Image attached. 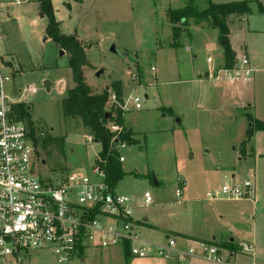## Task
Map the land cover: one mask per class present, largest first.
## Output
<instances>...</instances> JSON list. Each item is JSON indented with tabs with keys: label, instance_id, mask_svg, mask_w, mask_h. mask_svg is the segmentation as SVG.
Segmentation results:
<instances>
[{
	"label": "rangeland",
	"instance_id": "rangeland-1",
	"mask_svg": "<svg viewBox=\"0 0 264 264\" xmlns=\"http://www.w3.org/2000/svg\"><path fill=\"white\" fill-rule=\"evenodd\" d=\"M51 1L61 34L73 37L84 48L87 85L96 95L109 89L107 112L115 113L119 107L112 99L116 95L113 83L119 82L122 87V110L131 97L141 100V110H136L131 101V109L123 110L124 126L135 136L133 144L126 143L119 149L126 176L117 190L141 199L150 192L154 204L142 208L141 214L153 217L163 227L198 230L203 227L202 217L209 229L223 224L219 248L223 258L238 264H253V260L264 264V205L260 197L243 202L223 198L208 202L207 196L221 191L224 177L232 184L241 183L250 170H256L264 180V164L251 151V140L245 136L250 125L246 114L255 116V112L248 106L241 108L243 103L237 99L231 108L229 99L220 93L221 86L203 74L209 60L221 62L225 54L219 31L195 19H189L186 26H174L169 19L171 11L189 6L205 11L210 1H250L251 13L246 18H230L229 28L236 34L232 42L240 56L245 45L253 52H262L264 34H250L247 29L250 26L264 31V14L259 12L262 0ZM39 8L38 0H0V76L10 78L4 91L12 100L22 99L20 105L30 115L24 121L34 124L37 137H66L64 158L52 147L43 150L41 142L37 148L45 178L57 179L74 171H91L101 146L89 140L90 132L79 118L64 117L62 100L75 88L71 57L48 35L49 21ZM112 46L125 57L111 53ZM100 70L104 72L98 77ZM199 76L207 81L201 84ZM242 84L244 100L257 103L259 108L264 101V76L257 91L251 81ZM109 128L112 133L118 131V137L124 133L121 128L115 131L112 124ZM214 167L226 175L215 174ZM182 180L186 187L181 188L183 196L179 200L176 193ZM178 200L182 204H177ZM194 200L201 202L192 204ZM146 233L162 243L173 236L167 232ZM250 239L255 250L243 254L241 245ZM231 246L238 251L234 256L229 253ZM32 257L38 259L37 264H58L48 250L33 252ZM70 264H80V258L74 257Z\"/></svg>",
	"mask_w": 264,
	"mask_h": 264
},
{
	"label": "built area",
	"instance_id": "built-area-1",
	"mask_svg": "<svg viewBox=\"0 0 264 264\" xmlns=\"http://www.w3.org/2000/svg\"><path fill=\"white\" fill-rule=\"evenodd\" d=\"M252 76L250 59L243 56L236 59L232 69L218 71L214 79L234 83L250 80ZM9 81V77L0 76V264H31L32 253L44 250L50 251L58 264H70L86 249L105 250L125 244L130 246L133 258L155 254L169 258L178 253L173 239L158 246L142 238L140 221L135 219L134 212L137 206L148 208L154 204L150 192L144 193L140 201L116 193L109 188L97 164L91 171L45 178L30 126L14 110L22 99L12 100L4 91ZM112 99L122 109L115 94ZM129 101L136 110L142 109L138 97H131ZM129 101L123 110L131 109ZM112 128L119 130L116 126ZM125 147V143H120L116 149ZM124 161L121 157L120 162ZM253 191V184L248 180L225 184L219 193H209L208 197L210 201L219 198L244 201L252 198ZM180 196L181 190H178L177 197ZM198 245L199 251L190 249L181 254L214 264H238L223 258L221 250L211 243ZM254 250L252 243L241 245L243 254Z\"/></svg>",
	"mask_w": 264,
	"mask_h": 264
},
{
	"label": "trees",
	"instance_id": "trees-1",
	"mask_svg": "<svg viewBox=\"0 0 264 264\" xmlns=\"http://www.w3.org/2000/svg\"><path fill=\"white\" fill-rule=\"evenodd\" d=\"M38 3L40 6V14L47 17L49 21L47 27L48 35L57 46L68 52L71 57L70 68L73 71L75 88L70 90L68 96L62 100L64 117L67 119L79 118L82 127L90 132L92 140L98 142L101 146L96 164L104 172L109 188L114 191L126 176V173L122 169V163L120 162L121 155L116 147H118L120 142L123 144H133L135 134L125 128L124 112L121 108L118 107L115 113L107 112L109 89L100 95H96L87 85L83 73V68L88 66L84 48L73 37L61 34L60 23L56 20L52 1L38 0ZM259 12L264 14V7L260 2ZM250 13V1L232 2L228 4H214L210 1L208 9L205 11L199 12L189 6L183 10L171 11L169 13V19L174 26L176 24L186 26L189 19H195L198 24H210L213 29L218 30L220 43H225L222 46L225 50V69H232L236 63V55L228 40L230 36L229 21L231 17L241 20V18H246ZM112 88L116 93L117 102L121 104L123 101V91L120 83H113ZM14 110L21 120H24V117H30L29 110L25 109L23 105L14 106ZM248 121L250 127L247 135L248 139L251 140L254 132L264 131V122L253 120L250 116H248ZM110 124L114 127L121 128L124 133L118 137L110 130ZM28 125L31 128L32 137L37 144L41 142L43 150L52 147L60 157H65L66 137H37L34 124L29 121ZM229 249L232 255L238 252L232 246Z\"/></svg>",
	"mask_w": 264,
	"mask_h": 264
},
{
	"label": "crops",
	"instance_id": "crops-1",
	"mask_svg": "<svg viewBox=\"0 0 264 264\" xmlns=\"http://www.w3.org/2000/svg\"><path fill=\"white\" fill-rule=\"evenodd\" d=\"M262 2L264 3V0H262ZM262 2L260 1L261 4H262ZM262 6H263V4H262ZM39 11H40V8H39ZM57 13L58 12L56 11V14ZM248 22H249V20H248ZM247 29L249 30L250 34H254V33L264 34V31L252 30V29H250V26H248ZM235 35L232 34V30L230 29L229 38L231 40L232 50L234 51V53L236 55V59H239L243 56H248V58L250 59V62H251V67L253 69L252 78L250 80H247V81H244L241 79V80H238L234 83H230L229 81H226V80L218 81V80L214 79V77L216 76L218 71L225 69V65H226L225 54L222 57L221 62H217L215 59L209 60L208 61L209 67H207V70L206 69L203 70V74L205 75V78L207 77L208 81H211L214 84L218 83L221 86L220 87V90H221L220 93L224 96V98L229 99V104H230L231 108L234 107L233 106L234 104H232V103L237 99L239 101H242V103H243L241 105V108L246 109L248 106V108L250 110H254L255 116H253L251 114H246V119H247L248 123H249L248 116L252 117L253 120L264 122V101H260L261 103L259 105V108H257V103L255 105L254 104L252 105L249 103V100H244L246 93L244 90L245 85L242 84V82L247 83V82L251 81L255 84L254 90L257 91L258 89H260L259 84H260V81L262 80V78L264 76V51L253 52L252 50H250V48L248 46L245 45V50L242 51V56H240L236 44L232 42V38ZM210 69L213 70L212 73L209 71ZM214 71L216 72V74ZM205 78L203 79L201 76H199L198 82H200L201 84L205 83L207 81ZM254 103H255V101H254ZM249 127H250V125H249ZM248 129L245 130V136H247ZM89 138H91V137H89ZM250 147L252 149L251 151L253 153H255L256 157L261 160L260 162L264 164V131L254 132V134L251 138ZM100 151H101V149H100ZM252 152H250V153H252ZM96 157L98 158V156H96ZM123 163H125V161ZM95 164H96V161L93 165H95ZM122 169L125 172L123 165H122ZM214 169H215L214 171H216L215 174L220 175V174L226 173L225 171H220L219 168L214 167ZM259 175H258L256 170H250L248 173V177L246 178L245 181L250 180L252 182L253 187H254L252 197H254V199L260 197V201L262 202V205H264L263 204V202H264V180L262 179L263 178L262 174H259ZM224 179H225V181H224L223 185L232 184L229 182L230 180L228 177H224ZM233 184H235V183H233ZM158 185H159V183H157V186ZM185 187H186V184L184 183V180H182L181 184H180V189H178V190H181V196L180 197L176 196L179 200L183 196L182 189ZM115 192L118 194H121V195L130 196V197L134 198L136 201L141 200V198L139 196H136L133 194H128L125 191H121V190L118 191L116 189ZM208 194L209 193H207V196H208ZM179 200L177 201V204H182V202ZM224 200H226V199H224ZM209 201L210 200H208V202ZM196 202H201V200H194L191 203L195 204ZM210 202H212V201H210ZM237 202H243V201H237ZM141 211H142V208L137 206L135 208L134 217L137 221H140V232H141V235H142V238L144 239V241L158 245V246H164L168 243L169 239H173L176 243L175 249L177 250L178 253L174 254L172 257H169V258L162 257V256H159L157 254L149 256L147 258H133L130 256V252H129L130 246L128 244H125L124 246H119V247H115L112 249H105V250L99 249V248L86 249L80 257V264H202L204 262H209V261H204V260H201V259H198L195 257L183 256L181 253H186L190 249L195 250L196 247L199 248V245H198L199 242L211 243L212 245H215L221 249V243L223 242L222 229L225 228L223 226V224L218 223L217 225H215V227H212L211 229H209L207 227L206 218L202 217L201 218V224L203 226L202 227L203 229L202 228H200L198 230L171 229L168 227L160 226L153 217L150 218L148 215L141 214ZM146 231H153V232L160 233V234L167 232V233H171L173 236L171 235L172 236L171 238L168 237L167 241H165V243L164 242L162 243V242H158L155 239L149 238L148 237L149 235L146 233ZM230 241L235 242V240L233 238H231ZM240 243L242 244L244 242H240ZM248 243H252L251 239H250V241H248ZM229 253L231 254L230 251H229ZM235 253H237V252H235ZM231 256H234V255L231 254ZM33 259L34 260H33L32 264H37L38 259L35 257H33ZM253 264H255L254 260H253Z\"/></svg>",
	"mask_w": 264,
	"mask_h": 264
},
{
	"label": "water",
	"instance_id": "water-1",
	"mask_svg": "<svg viewBox=\"0 0 264 264\" xmlns=\"http://www.w3.org/2000/svg\"><path fill=\"white\" fill-rule=\"evenodd\" d=\"M47 40V37L44 39V41H46ZM221 44V46H224L225 45V43H220ZM110 52L111 53H113V54H116V55H118L119 57H121V58H124L125 57V55L124 54H121L117 49H116V46H112L111 47V49H110ZM64 54V52L63 51H61V55H63ZM103 70H100V71H98V73H97V76L98 77H100L102 74H103ZM108 116V115H107ZM95 144H98V142H94ZM156 185H157V183H156ZM146 220V219H145Z\"/></svg>",
	"mask_w": 264,
	"mask_h": 264
}]
</instances>
